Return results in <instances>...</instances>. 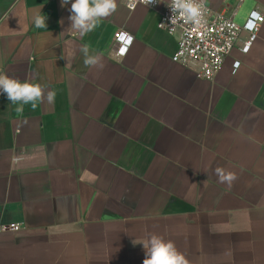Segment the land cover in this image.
<instances>
[{
	"label": "crops",
	"instance_id": "0c3cea01",
	"mask_svg": "<svg viewBox=\"0 0 264 264\" xmlns=\"http://www.w3.org/2000/svg\"><path fill=\"white\" fill-rule=\"evenodd\" d=\"M168 1L116 0L81 36L71 0H0V74L42 89L28 104L0 93V224L22 226L0 232V264H143L152 235L187 264H264V21L208 80L172 60ZM203 1L239 24L264 15V0ZM118 30L134 36L123 56Z\"/></svg>",
	"mask_w": 264,
	"mask_h": 264
},
{
	"label": "built area",
	"instance_id": "2783aa9c",
	"mask_svg": "<svg viewBox=\"0 0 264 264\" xmlns=\"http://www.w3.org/2000/svg\"><path fill=\"white\" fill-rule=\"evenodd\" d=\"M243 3L246 0H237ZM158 2V0H157ZM157 2L147 3L146 0H125L128 9L133 10L138 3H145L152 7ZM204 2V1H203ZM167 2L163 10L159 27L170 35H178V47L172 56V60L184 66L196 63V75L200 78L211 80L222 68L227 56H229L237 44L240 35L247 33L243 42L242 51L248 53L259 38L264 15L257 9H253L244 24L237 23L232 17L226 16L223 12L214 9L204 2L206 11L204 13V23L197 26L187 22L178 13L171 12ZM172 15L175 23L170 22ZM117 44V55L123 56L131 46L134 36L125 30H118L114 35ZM234 68L240 65V61L234 62ZM21 224L10 223L0 224V232H18Z\"/></svg>",
	"mask_w": 264,
	"mask_h": 264
},
{
	"label": "clouds",
	"instance_id": "9594fccd",
	"mask_svg": "<svg viewBox=\"0 0 264 264\" xmlns=\"http://www.w3.org/2000/svg\"><path fill=\"white\" fill-rule=\"evenodd\" d=\"M61 5L69 4L70 0H60ZM147 3L157 2V0H146ZM172 14L178 13L187 22L197 26L203 24L204 13L206 11L203 0H171L168 4ZM117 8L116 0H71L70 7V31L76 32L81 36L92 31L98 21L111 15ZM170 22L175 23L172 15ZM36 28H46V16L36 15L33 20ZM84 56V65H97L100 61V55L95 52L90 54L87 45L80 48ZM0 93L6 95L8 101L12 103L28 104L38 100L42 95L41 86L29 82H20L7 75L0 74ZM55 92L49 91L46 99L48 103L55 100ZM20 110V109H18ZM221 182H231L235 179L234 174L225 173L222 169H215ZM136 243V242H134ZM145 249V259L143 264H187L184 255L178 252L171 241H165L161 237L152 235L147 243L140 242Z\"/></svg>",
	"mask_w": 264,
	"mask_h": 264
}]
</instances>
